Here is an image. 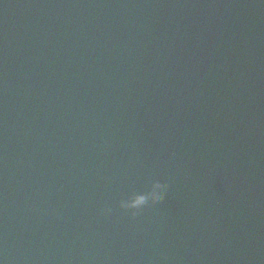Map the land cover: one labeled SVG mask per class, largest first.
<instances>
[{"label":"water","instance_id":"1","mask_svg":"<svg viewBox=\"0 0 264 264\" xmlns=\"http://www.w3.org/2000/svg\"><path fill=\"white\" fill-rule=\"evenodd\" d=\"M0 264H264V0H0Z\"/></svg>","mask_w":264,"mask_h":264},{"label":"clouds","instance_id":"2","mask_svg":"<svg viewBox=\"0 0 264 264\" xmlns=\"http://www.w3.org/2000/svg\"><path fill=\"white\" fill-rule=\"evenodd\" d=\"M168 187L169 183L167 180H155L152 182L150 190L144 195L138 199H122L120 201V207L132 210V214L135 215L138 210L150 203L156 204L163 201L166 197ZM105 211H111V209H106Z\"/></svg>","mask_w":264,"mask_h":264}]
</instances>
